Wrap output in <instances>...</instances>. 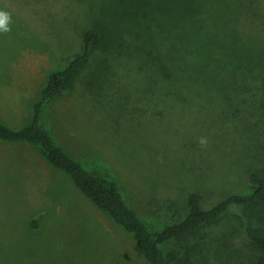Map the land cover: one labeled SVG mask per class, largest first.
<instances>
[{
	"label": "rangeland",
	"instance_id": "obj_1",
	"mask_svg": "<svg viewBox=\"0 0 264 264\" xmlns=\"http://www.w3.org/2000/svg\"><path fill=\"white\" fill-rule=\"evenodd\" d=\"M40 1L0 0L11 14V31L0 33L1 122L30 124L50 75L81 51L83 32L121 19L120 51L95 52L72 90L46 106L44 126L88 169L115 178L155 231L168 224L152 216L155 198L184 209L199 192L211 208L252 191L250 175L264 164V0ZM51 13L71 26H52ZM148 51L175 60L169 77ZM246 221L261 226L233 210L192 243L204 236L225 264H248ZM54 263L149 264L133 235L36 146L0 141V264Z\"/></svg>",
	"mask_w": 264,
	"mask_h": 264
},
{
	"label": "trees",
	"instance_id": "obj_2",
	"mask_svg": "<svg viewBox=\"0 0 264 264\" xmlns=\"http://www.w3.org/2000/svg\"><path fill=\"white\" fill-rule=\"evenodd\" d=\"M30 2L41 6L40 0H30ZM42 10L40 7L37 13L39 14ZM53 15L52 26L58 24L61 28L71 26L68 25L70 22L66 15L60 19ZM122 22L123 20L120 19L112 29L107 25H95L86 29L82 36L81 51L74 55L64 69L53 72L48 78L40 99L33 105L31 123L15 129L0 121V141L30 143L36 146L51 166L69 176L83 195L99 209L108 213L117 225L133 235L138 249L149 264H225L221 260L223 254L214 248L213 251L206 243L204 236H200V243L194 244L192 240L196 239L203 228L220 222L226 214L238 209H244L251 218H256L261 224L257 227L245 222L252 249L248 264H264V226L262 224L264 223V164L250 175L252 185L250 193L230 194L211 208L204 207V197L199 192L189 194L184 209L174 200L153 199L152 216L158 220H168V224L162 230L155 231L128 203L120 183L115 178L88 169L60 146L51 131L44 126L43 113L46 106L72 90L78 74L87 65L92 55L98 50L117 51L123 46ZM73 23L75 25V22ZM147 53L153 56L151 51ZM153 57L157 67L169 77L171 74L169 66L175 60L159 56L158 61H155V56ZM183 62L178 61L181 64ZM172 82L166 81V83ZM33 227L35 229L41 227L38 219H34ZM172 245L181 250L167 252L166 249ZM210 254H212V261L207 258Z\"/></svg>",
	"mask_w": 264,
	"mask_h": 264
},
{
	"label": "clouds",
	"instance_id": "obj_3",
	"mask_svg": "<svg viewBox=\"0 0 264 264\" xmlns=\"http://www.w3.org/2000/svg\"><path fill=\"white\" fill-rule=\"evenodd\" d=\"M11 14L7 11L0 10V33H8L11 31L10 28ZM201 145H206L207 141L205 138H200L198 141Z\"/></svg>",
	"mask_w": 264,
	"mask_h": 264
}]
</instances>
